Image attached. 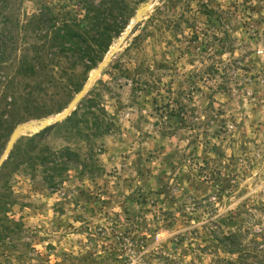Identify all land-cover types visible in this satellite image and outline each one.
<instances>
[{
	"label": "rangeland",
	"instance_id": "rangeland-1",
	"mask_svg": "<svg viewBox=\"0 0 264 264\" xmlns=\"http://www.w3.org/2000/svg\"><path fill=\"white\" fill-rule=\"evenodd\" d=\"M76 1L0 0L8 79L37 42L27 21L43 7L82 14ZM135 14L67 116L97 89L108 135L73 141L61 121L3 158L14 131L63 115L103 61L57 114V88L23 91L11 111L1 80L0 199L21 226L7 225L0 264H222L215 237L240 231L251 246L264 235V0H146ZM43 132L49 149L77 155L54 186L23 153L8 159Z\"/></svg>",
	"mask_w": 264,
	"mask_h": 264
},
{
	"label": "trees",
	"instance_id": "trees-1",
	"mask_svg": "<svg viewBox=\"0 0 264 264\" xmlns=\"http://www.w3.org/2000/svg\"><path fill=\"white\" fill-rule=\"evenodd\" d=\"M145 1L136 0L132 2L133 7H130V0H77V8L79 7L82 14L73 15L74 18L73 16L59 18L58 15H52L45 7L39 9L23 26L30 28L32 37L37 42L24 50L14 67V75L9 79L8 73L4 72L6 67H2L7 60V46L0 40V84L1 80L5 81L7 92L12 91L9 100L11 111L15 110L23 91L32 94L35 90L54 87L64 94L63 101L58 103L54 112L55 114L62 112L82 89L89 73L103 61L113 41L127 28L137 7ZM57 73L60 75L59 79L56 77ZM175 104L182 111L180 104L177 102ZM103 112L99 92L92 88L75 111L57 127H67L73 134V141L82 140L89 143L110 132ZM176 114L174 109L169 110L171 117ZM18 122L14 123V126ZM12 130L13 127L9 129L10 133ZM46 132L24 138L28 147L13 148L8 159L23 153L21 164L42 170L43 173L48 171L46 184L54 186L58 172L68 170L77 155L69 147L59 151L49 149L43 138ZM3 148L4 146L0 145V154ZM6 199L7 195H3L0 199V241L13 234L7 225L16 228L21 226L19 222L7 216L9 204L6 203ZM241 234L239 231L235 234H221L214 238L229 257V259L218 258L217 262L264 264V235H256L258 239H254L251 246H246Z\"/></svg>",
	"mask_w": 264,
	"mask_h": 264
},
{
	"label": "water",
	"instance_id": "water-1",
	"mask_svg": "<svg viewBox=\"0 0 264 264\" xmlns=\"http://www.w3.org/2000/svg\"><path fill=\"white\" fill-rule=\"evenodd\" d=\"M149 8V5H144L142 8H140L136 14H135V18L134 20L131 22L130 26L128 27L127 33L126 35L130 34L132 29L134 28V26L137 24V22L141 19L142 15L144 14V12ZM125 35V36H126ZM125 37L121 38L118 41V46H120L121 43H123ZM116 47V49H117ZM114 49V51L116 50ZM113 51L111 53H109L107 59H105V61H103L101 63V65H99V67L96 69L95 74L93 77L89 78V80L87 81L86 85L84 86V88L81 90V92L77 95V97H75L72 102L69 104V106L67 107L65 113L63 115H60L54 119H50V120H45L40 122V126L38 127H34L31 124H26L20 128H18L16 131H14V133L11 135L9 142L6 146L5 149V153L3 158H5V156L9 153V151L11 150L13 144L15 143V141L18 139L19 136H21L22 134L26 133V132H30V133H38L39 130L45 128L46 126H49L51 124H55L57 122H61L63 121L71 112L72 108L74 107L75 104H77V101L80 99V97L83 95L84 91L86 90V88L91 84L93 78L99 74V72L102 70V68L104 67V65L107 63V61L109 60V58L112 56ZM3 158L0 161V165L3 161Z\"/></svg>",
	"mask_w": 264,
	"mask_h": 264
}]
</instances>
